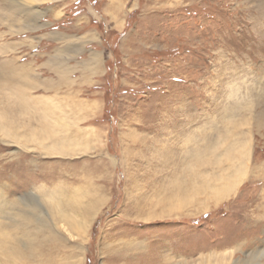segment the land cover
I'll use <instances>...</instances> for the list:
<instances>
[{"label":"rangeland","instance_id":"1","mask_svg":"<svg viewBox=\"0 0 264 264\" xmlns=\"http://www.w3.org/2000/svg\"><path fill=\"white\" fill-rule=\"evenodd\" d=\"M90 4L0 0V116L21 134L0 130V171L49 178L0 179V264H127L140 241L146 261L243 264L264 250V0L93 1L108 72L78 86L43 66L65 42L37 40Z\"/></svg>","mask_w":264,"mask_h":264},{"label":"crops","instance_id":"2","mask_svg":"<svg viewBox=\"0 0 264 264\" xmlns=\"http://www.w3.org/2000/svg\"><path fill=\"white\" fill-rule=\"evenodd\" d=\"M93 1L95 2L96 0H90V8H88L86 13L77 14L72 22L65 25L66 29L63 32L60 30H52V34L49 36L50 38L42 36L39 38L40 40H37L39 44L47 41V44L49 42H55L60 45L65 42L63 45L65 50H61L64 59H61L62 61H59V63L53 60L52 56L54 55H49L48 58L50 61L46 60L43 62V66L56 74L65 75L67 73L71 77L79 76L76 79L78 86L100 79L108 72V59L103 47L104 38L107 39V36H104V33L99 31L92 22V18L96 17L98 19L99 15L97 9L94 8ZM90 12H96V16ZM105 13H109V8H106ZM105 33L107 32L105 31ZM39 52H36L34 58H38ZM65 53L67 54L66 56L64 55ZM44 54H48V51Z\"/></svg>","mask_w":264,"mask_h":264},{"label":"bare ground","instance_id":"3","mask_svg":"<svg viewBox=\"0 0 264 264\" xmlns=\"http://www.w3.org/2000/svg\"><path fill=\"white\" fill-rule=\"evenodd\" d=\"M259 101H260L261 105L263 106V110L260 113L257 114V117H256L255 121H256V125L261 128V127H264V96H263L262 100H259ZM0 119L2 121V123L0 122V130L2 131L3 134L12 135L14 138H17V139L21 137V134L18 131L19 129L16 127L18 125L14 126V124L16 122H13V121L10 122V120H9V118L7 116V113H6L5 116H0ZM51 128H52V130H51ZM51 128L49 130L47 129V130L44 131L46 136L47 135H50V136L54 135V134H56V131L59 130L58 126L55 127V126L52 125ZM40 133H38V134H40ZM52 142H53V139H52ZM56 143L61 145L60 143H62V142H60L58 140V141H56ZM205 148H206V146H205ZM205 148H203V149H205ZM202 151L204 152V150H202ZM15 163L18 164L17 168H19L20 170L16 169L12 173H7L8 171H6V170L0 171V179H5V182H3V186L5 185V190L7 191V193H10L11 190L12 191L21 190L23 188L28 187L30 184H32L34 182H38V181L43 180V179L44 180H49V178L47 177V174H45V173H42V174L31 173V169L30 168L32 166V163L30 161L29 162L25 161L24 159H22L20 157V158H18L16 160ZM60 193H57V194L52 193L50 195L48 194V197H50L52 200H56V204L58 206L61 205L62 207H64L65 205H67L69 207H72V205L76 204V199L74 200L72 198L69 199L68 201L66 200L67 202L65 201L66 203H64V204L62 202H60V200H61L60 199ZM45 196H47V194H45ZM4 197L0 193V199H1L0 206L2 205L1 208H7V210H9V211L11 209L12 212H15V208L11 207V206H13L12 205L13 203L11 204L10 201H8L7 199H4ZM3 201L5 203H3ZM27 206L31 207L32 205L30 206L29 204H27ZM67 206H65V207H67ZM39 208L42 209V205L39 204ZM42 210L43 211H41V214L42 215H46L45 212H44V209H42ZM19 212H20V215H25V214H29L30 216L33 215V212L30 211V210L25 211V212H23V211H19ZM10 215H15L16 216L15 213H12V214L10 213ZM10 220H11L10 224L12 225L14 230L19 231L20 229L21 230H25L26 229V231H28L27 226L23 222L19 221L16 218L11 217V216H10ZM28 235H29V233H28ZM19 240H20V238L18 236H14V242L15 243H17ZM8 244H11L9 240H8ZM26 246H27L28 250H33L32 248H29L28 244ZM10 247H11V250H13L12 254H14L15 248H13L12 245H9L4 250H9ZM143 247H145V244H144L143 241H140V244H138L137 246H133V248H131L132 250H129L127 252V254L126 253H122L116 259L120 260V259L126 258V259H128L127 264H141V263L142 264H191V262L189 260H187V259H183V261H181V262L180 261L176 262V261H174L175 257H173L171 255H168V254H167V257H166V255H165L166 253L165 254L161 253L162 250H160V252H159L162 255L161 254L157 255V262H152L153 260L146 261L147 260V259H145L146 257L144 255H142V254L140 255V253H139V252L143 251V250H139V249H141ZM40 254H42V253H40ZM210 254H211V252H210ZM147 255H148V253H147ZM31 256H32V259H33L34 258V254L31 253ZM205 256H207V255H205ZM217 260H219V264H222L223 263L222 260H224V256L220 255ZM199 261H201V264H208L207 262H210L208 259L204 258V256H202V258ZM236 264H240V263H236ZM243 264H264V250L252 251L250 253V255H249V258L246 259Z\"/></svg>","mask_w":264,"mask_h":264}]
</instances>
